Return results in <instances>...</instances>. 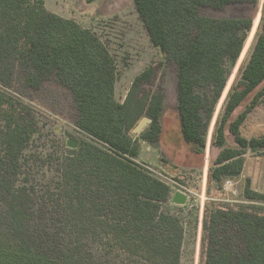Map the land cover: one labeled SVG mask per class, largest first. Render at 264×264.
<instances>
[{
  "label": "trees",
  "instance_id": "obj_1",
  "mask_svg": "<svg viewBox=\"0 0 264 264\" xmlns=\"http://www.w3.org/2000/svg\"><path fill=\"white\" fill-rule=\"evenodd\" d=\"M133 3L158 56L119 101L117 61L95 32L45 0H0V264H183L190 237L202 264H264V134L243 130L264 103V13L209 143L256 23L229 12L260 0ZM49 87L69 94L70 113L51 112L70 126L36 106ZM172 90L184 141L209 150V186L245 179L246 204L209 203L202 217L198 205L192 231L171 186L138 162L147 142L176 169L162 147ZM143 117L152 124L132 134ZM250 153L257 177L246 175Z\"/></svg>",
  "mask_w": 264,
  "mask_h": 264
},
{
  "label": "rangeland",
  "instance_id": "obj_2",
  "mask_svg": "<svg viewBox=\"0 0 264 264\" xmlns=\"http://www.w3.org/2000/svg\"><path fill=\"white\" fill-rule=\"evenodd\" d=\"M45 1L50 11L64 18L72 19L82 27L91 29L109 47L119 68L116 88L117 99L123 101L135 77L156 60L158 56L156 48L150 43L143 30L142 22L135 12L133 0H96L91 3L88 0ZM263 13L264 0H260L257 9L242 7L229 12V15L255 18L256 23L245 52L234 69L230 83L218 106L211 127L209 143L216 133L229 94L236 86L241 70L252 51ZM38 98L46 105V108H44L35 104L38 108L70 126L62 117L51 112H60L63 115L70 113L71 102L67 92L59 90L57 87H49ZM163 125L162 147L167 157L176 166L175 171L172 172V170L162 165L159 152H157L158 150L156 151V148L147 142L140 144L141 151L138 162L176 183L173 186L175 193L181 191L180 186L184 185L183 187H189L200 195L201 198L192 194L190 195L186 191H181L189 194V201L184 207L185 210L182 214L188 231H192L191 229L195 225L192 217L198 205L200 217H202L203 209L209 203L216 205L246 204V202L242 201V189L245 181L244 175L236 178H228L221 184L209 186V150L197 153L195 145L187 144L184 141L177 117L173 90L170 92ZM243 130L244 134L248 137H256L264 134V103L249 116ZM259 164L260 158L250 153L248 155L246 175L257 177ZM188 167L196 168V171H189ZM198 180L201 183H198ZM191 209L194 210L191 211ZM200 248V237L195 241L192 237L188 238L185 244L183 264H202Z\"/></svg>",
  "mask_w": 264,
  "mask_h": 264
},
{
  "label": "water",
  "instance_id": "obj_3",
  "mask_svg": "<svg viewBox=\"0 0 264 264\" xmlns=\"http://www.w3.org/2000/svg\"><path fill=\"white\" fill-rule=\"evenodd\" d=\"M161 55H163L161 47L159 48ZM152 124V120L149 117H143L142 120L138 123L135 129L132 131L134 135H140L143 131ZM80 146V142L73 138L66 139V147L71 150H77ZM189 201V196L186 193L177 191L172 198V204L178 207H185Z\"/></svg>",
  "mask_w": 264,
  "mask_h": 264
},
{
  "label": "built area",
  "instance_id": "obj_4",
  "mask_svg": "<svg viewBox=\"0 0 264 264\" xmlns=\"http://www.w3.org/2000/svg\"><path fill=\"white\" fill-rule=\"evenodd\" d=\"M147 169H149L151 172H153L156 176L160 177L161 179H163L166 183H168L172 190H173V195L175 194V188L173 187L174 185H176V183H174L172 180H170L168 177H165L164 175L160 174V173H157L155 172L154 170L150 169L149 167L145 166ZM198 183H201V181H197ZM184 186V185H183ZM183 186H180V190L181 191H186L188 192L190 195H195L197 197H200V195H198L193 189H190L189 187H183ZM187 194V195H189ZM201 198V197H200Z\"/></svg>",
  "mask_w": 264,
  "mask_h": 264
},
{
  "label": "crops",
  "instance_id": "obj_5",
  "mask_svg": "<svg viewBox=\"0 0 264 264\" xmlns=\"http://www.w3.org/2000/svg\"><path fill=\"white\" fill-rule=\"evenodd\" d=\"M142 143V142H141ZM141 147V146H140ZM141 151V150H140ZM156 151H157V149H156ZM158 152V151H157ZM152 153V152H151ZM140 154V153H139ZM154 154V153H153Z\"/></svg>",
  "mask_w": 264,
  "mask_h": 264
}]
</instances>
